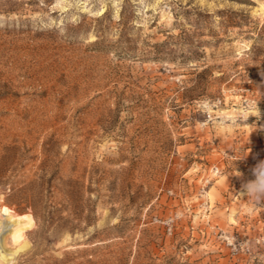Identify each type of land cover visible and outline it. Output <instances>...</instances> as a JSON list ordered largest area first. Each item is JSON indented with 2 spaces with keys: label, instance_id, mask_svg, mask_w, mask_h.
Masks as SVG:
<instances>
[{
  "label": "rangeland",
  "instance_id": "374dc122",
  "mask_svg": "<svg viewBox=\"0 0 264 264\" xmlns=\"http://www.w3.org/2000/svg\"><path fill=\"white\" fill-rule=\"evenodd\" d=\"M260 161L264 0H0L5 264H264Z\"/></svg>",
  "mask_w": 264,
  "mask_h": 264
},
{
  "label": "built area",
  "instance_id": "2783aa9c",
  "mask_svg": "<svg viewBox=\"0 0 264 264\" xmlns=\"http://www.w3.org/2000/svg\"><path fill=\"white\" fill-rule=\"evenodd\" d=\"M225 239L231 254L235 257L245 256L252 260L260 258L264 253V232H260L252 238L226 234Z\"/></svg>",
  "mask_w": 264,
  "mask_h": 264
},
{
  "label": "clouds",
  "instance_id": "9594fccd",
  "mask_svg": "<svg viewBox=\"0 0 264 264\" xmlns=\"http://www.w3.org/2000/svg\"><path fill=\"white\" fill-rule=\"evenodd\" d=\"M245 116L241 113L232 119L223 120L220 126H235L236 124L245 121ZM253 175L255 180L249 181L244 185L246 190L247 198L251 200L254 204L260 205L264 201V161H260L256 167L253 169Z\"/></svg>",
  "mask_w": 264,
  "mask_h": 264
},
{
  "label": "bare ground",
  "instance_id": "6f19581e",
  "mask_svg": "<svg viewBox=\"0 0 264 264\" xmlns=\"http://www.w3.org/2000/svg\"><path fill=\"white\" fill-rule=\"evenodd\" d=\"M0 220H1V222L3 221V222H5V224L3 225L4 226V228L5 227H8V226H11V225H13V224H15V223H20L21 221H20V218H17L16 217V214H14L13 212H10V211H7V212H1L0 211ZM1 224V223H0ZM4 228H2V227H0V231L2 230V229H4ZM26 246V243H24V244H22V245H20L19 247H17L16 249H14L13 251H7L5 248H1L0 249V258H1V260L3 261V263L5 264V263H9L11 260H12V258H13V256L15 255V254H17V252L20 250V249H22V248H24Z\"/></svg>",
  "mask_w": 264,
  "mask_h": 264
}]
</instances>
